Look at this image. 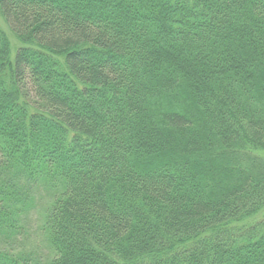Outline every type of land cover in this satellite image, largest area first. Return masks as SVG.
I'll use <instances>...</instances> for the list:
<instances>
[{"label": "trees", "instance_id": "16d2710c", "mask_svg": "<svg viewBox=\"0 0 264 264\" xmlns=\"http://www.w3.org/2000/svg\"><path fill=\"white\" fill-rule=\"evenodd\" d=\"M261 151L264 0H0V264H264Z\"/></svg>", "mask_w": 264, "mask_h": 264}, {"label": "rangeland", "instance_id": "374dc122", "mask_svg": "<svg viewBox=\"0 0 264 264\" xmlns=\"http://www.w3.org/2000/svg\"><path fill=\"white\" fill-rule=\"evenodd\" d=\"M261 154H264V152L261 151ZM47 199H48V196L40 198L38 205H37V216L39 214L41 204H43V202H47ZM42 240L43 239L38 231H36L35 233H30L27 239V242H26V246L28 248L35 249L37 246V242L39 243Z\"/></svg>", "mask_w": 264, "mask_h": 264}]
</instances>
